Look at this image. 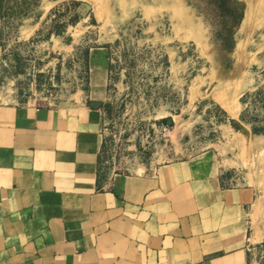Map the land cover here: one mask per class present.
I'll use <instances>...</instances> for the list:
<instances>
[{
  "label": "rangeland",
  "instance_id": "rangeland-1",
  "mask_svg": "<svg viewBox=\"0 0 264 264\" xmlns=\"http://www.w3.org/2000/svg\"><path fill=\"white\" fill-rule=\"evenodd\" d=\"M0 90L102 98L107 172L225 151L264 264V0H0Z\"/></svg>",
  "mask_w": 264,
  "mask_h": 264
},
{
  "label": "crops",
  "instance_id": "crops-1",
  "mask_svg": "<svg viewBox=\"0 0 264 264\" xmlns=\"http://www.w3.org/2000/svg\"><path fill=\"white\" fill-rule=\"evenodd\" d=\"M102 102L0 90V264H248L263 217L253 190L226 186L233 159L214 147L107 172Z\"/></svg>",
  "mask_w": 264,
  "mask_h": 264
},
{
  "label": "bare ground",
  "instance_id": "bare-ground-1",
  "mask_svg": "<svg viewBox=\"0 0 264 264\" xmlns=\"http://www.w3.org/2000/svg\"><path fill=\"white\" fill-rule=\"evenodd\" d=\"M248 17V16H247Z\"/></svg>",
  "mask_w": 264,
  "mask_h": 264
}]
</instances>
